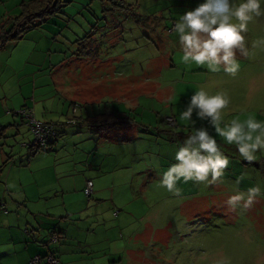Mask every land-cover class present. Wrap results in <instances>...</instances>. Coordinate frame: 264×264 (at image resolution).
<instances>
[{"label": "rangeland", "instance_id": "1", "mask_svg": "<svg viewBox=\"0 0 264 264\" xmlns=\"http://www.w3.org/2000/svg\"><path fill=\"white\" fill-rule=\"evenodd\" d=\"M29 1L0 0V26ZM197 3L53 0L57 12L33 22L21 39L3 42L0 264H13L10 254L24 252L35 232L47 242L55 232L71 264H81L84 256L77 258L88 248L102 250L104 264H264V152L247 161L217 137L229 157L221 177L181 179L177 190L159 183L194 127L180 112L196 89L228 97L222 123L249 115L264 120V14L248 22L235 74L222 66L212 71L181 59L172 26ZM41 51L48 56L43 64ZM22 109L60 133L51 147L27 149L33 135L14 115ZM93 118L136 123L94 126ZM193 119L216 135L195 112ZM133 168L143 172L128 176ZM82 179L99 190L87 197L78 190ZM254 184L260 193L250 205L225 203Z\"/></svg>", "mask_w": 264, "mask_h": 264}, {"label": "clouds", "instance_id": "2", "mask_svg": "<svg viewBox=\"0 0 264 264\" xmlns=\"http://www.w3.org/2000/svg\"><path fill=\"white\" fill-rule=\"evenodd\" d=\"M264 0H199L193 8L185 10L174 24L182 49L181 59L206 64L212 71L221 66L223 71L235 74L239 67L237 50L243 51L244 32L248 22L264 14ZM228 97L221 91L209 94L205 88L196 89L180 112L183 119L194 125L175 151V162L160 173L159 183L169 190H177L176 182L196 180L213 183L223 175L229 157L221 150L217 137L236 150L247 161L255 159L256 150L264 152V120L249 115L241 121L233 117L222 123V112ZM195 117L210 125L196 127ZM258 185H251L246 193L237 191L227 196L225 203L244 200L250 205Z\"/></svg>", "mask_w": 264, "mask_h": 264}, {"label": "trees", "instance_id": "3", "mask_svg": "<svg viewBox=\"0 0 264 264\" xmlns=\"http://www.w3.org/2000/svg\"><path fill=\"white\" fill-rule=\"evenodd\" d=\"M52 1L53 0H30L28 3H24L21 7L20 15L14 17L12 22L9 24L8 27L5 28V27L0 26V32H3V36L2 37L0 36V47L3 45V42L5 40H8V39L19 40V39H21L23 34L27 31V29L32 25L33 22H36L38 20L39 21L43 20L46 18L45 16L57 12L58 6L53 5ZM172 26H173V24H172ZM14 115L19 116L20 119L24 123L26 122L25 119L23 118V116H21L17 113H15ZM72 120L75 121V123L77 122V120H74V119H72ZM84 121L86 123L89 122L88 119H85ZM92 121H93L94 126L96 124H99L100 126L102 124L103 125L105 124V125H109L112 128H123V127L129 128L132 124L136 123V122H129L126 120H121V119H119L117 121H113V119H104V118H102V119L93 118ZM67 123H69V121ZM0 129L1 130L5 129V126L0 127ZM59 134L60 133H58L56 130V136L54 137L53 140H48L46 142V145L48 147H51V145L54 142H56V138L58 137ZM45 146L41 147V146L32 144V142H31L27 145V149L29 151H31V154H32V153H34V151H38L40 148H43ZM90 195L87 197H90ZM53 233H55V232L50 233L49 236L51 234H52V236H55L56 233L55 234H53ZM56 240H57V238H56ZM48 243L49 244H52V243L55 244L56 242H52L51 238L49 237ZM47 254L54 255V257L57 259V256L52 251H50L48 253L46 252L42 257L44 258ZM30 260L28 261V264H30ZM40 264H44V261L42 260ZM57 264H59V261Z\"/></svg>", "mask_w": 264, "mask_h": 264}, {"label": "crops", "instance_id": "4", "mask_svg": "<svg viewBox=\"0 0 264 264\" xmlns=\"http://www.w3.org/2000/svg\"><path fill=\"white\" fill-rule=\"evenodd\" d=\"M2 35V32H0V36ZM41 53H43V51H41ZM37 58V56H35ZM48 58V56H46L43 53V57L41 60V63H45L46 59ZM52 61V60H51ZM54 62V61H53ZM58 62V61H57ZM60 68V67H59ZM57 68V69H59ZM8 103V99H5L4 101V105H7ZM7 114L9 112H6ZM144 168V167H143ZM140 169H138L136 172V174H141L143 172V170L141 169V171H139ZM149 171V169H147ZM134 168L133 169H129L127 172V175L129 176L130 174H134ZM122 175H126V171L122 173ZM8 176L6 178V182L8 180ZM86 180H91V179H85L81 181L80 185L78 186V190H83L85 187V183ZM122 183V182H121ZM113 185V183H112ZM111 185V186H112ZM124 187H126V184L123 185ZM7 187V186H5ZM97 191L98 189V183H94V181H92V191ZM66 192V191H65ZM35 232V231H34ZM50 237V236H49ZM48 237V240H49ZM31 237L26 238V241L24 243V252H13L11 255L12 257V262L13 264H20L19 260H24V262H22V264H26L27 261H29L31 258H33L34 256L38 255V254H45L46 252H50L52 251L56 256L57 259L59 261V264H71L72 263V259L74 258H70V256L68 254H60V249H62V247L57 246V244H49L47 241H45L44 236L35 232V235H32L31 240L29 239ZM91 249L88 248L87 250L83 251V255H81L80 257H78L77 259L81 258L80 260H78L79 262H82L81 264H104L105 263V259H103V254H102V250L98 251L97 250H93L90 251ZM22 257V258H21Z\"/></svg>", "mask_w": 264, "mask_h": 264}, {"label": "built area", "instance_id": "5", "mask_svg": "<svg viewBox=\"0 0 264 264\" xmlns=\"http://www.w3.org/2000/svg\"><path fill=\"white\" fill-rule=\"evenodd\" d=\"M174 26V23H173ZM27 109H22L17 114L23 116V118L26 121V124L29 126V129L33 135V141L32 144L38 145V146H45L46 142L48 140H53L56 136V130L54 126L50 123H42L37 121L32 113L29 111H26ZM173 120V119H172ZM172 120L170 118H167V121L172 123ZM92 192V181L86 180L85 187L83 189V193L86 196H89ZM1 205V204H0ZM56 240V237L53 236L51 238V241L54 242ZM44 261V264H57L58 260L54 257V255L47 254L44 258L39 256H34L30 260V264H40L41 261Z\"/></svg>", "mask_w": 264, "mask_h": 264}]
</instances>
